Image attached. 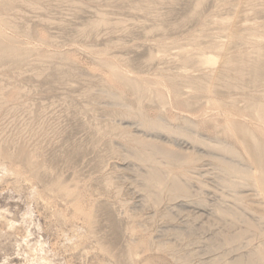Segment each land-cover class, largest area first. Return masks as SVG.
<instances>
[{
	"label": "rangeland",
	"instance_id": "rangeland-1",
	"mask_svg": "<svg viewBox=\"0 0 264 264\" xmlns=\"http://www.w3.org/2000/svg\"><path fill=\"white\" fill-rule=\"evenodd\" d=\"M199 2L15 0L13 7L2 13L11 25L2 30L8 34L16 30L18 42H23L20 45L30 43L28 46L32 44L38 50L27 60L0 63V85L6 90H20L9 106L0 108V146L11 154L18 153L20 146L29 151L37 148L42 157L36 178L19 161L14 167L0 162V264H132L128 247L140 239L141 231L155 244L177 246L182 255L188 250L201 252L202 263L217 258L203 253L214 232L227 230L215 217V208L221 205L238 210L230 191L219 183V173L203 162L193 174L198 183L195 181L191 189L202 194L206 208L197 204L177 208L164 205L155 210L147 204L141 192L142 169L137 162L124 158L131 150L119 130L133 131L134 126L122 124L117 107L101 96L108 88L104 81L108 71L98 64L105 58L135 77L173 76L194 107L182 112L147 97L142 102L148 115L166 121H172L169 114L197 118L203 109L209 110L207 105L214 99L229 105L230 110L245 108L246 98L255 104L264 103V46L262 57L252 54L242 78L234 81L236 88H228L215 77L205 79L211 87L209 93L193 90L211 75L212 68L202 65L200 59L219 58L206 47L213 39L228 44L232 51L252 48L231 42L224 32L221 34L218 21L230 19L241 34H248L255 26L260 30L258 38L261 33L264 36V0H205L198 6ZM103 18L106 25L93 26ZM41 34L49 41L45 45L39 40ZM185 52L193 56L183 63L181 55ZM48 55L52 59H47ZM65 55H70L74 63L64 61ZM39 58L42 64L36 61ZM125 100L138 107L131 89L126 90ZM191 130L216 141L210 130ZM151 135L173 142L175 147L184 142L165 134ZM200 151L209 153L204 148ZM11 169L23 171L24 178L19 180ZM56 181L83 192L95 218L93 234L72 203L45 194ZM249 203L257 209L260 199L252 196ZM165 213L173 217L172 222L162 218ZM131 227L138 233L134 235ZM242 227L237 224L231 233ZM254 240L248 235L234 247L238 253L246 252L250 242L258 243ZM101 247L109 248L111 254ZM132 262L177 264L155 248L141 249Z\"/></svg>",
	"mask_w": 264,
	"mask_h": 264
},
{
	"label": "bare ground",
	"instance_id": "bare-ground-1",
	"mask_svg": "<svg viewBox=\"0 0 264 264\" xmlns=\"http://www.w3.org/2000/svg\"><path fill=\"white\" fill-rule=\"evenodd\" d=\"M204 1L200 0L198 6ZM14 3L15 0H0V63L20 58L27 60L37 53V48H34L32 44V47L28 46L30 43L25 46L20 45V42H23L21 39L18 42L20 37L16 30H13V34L2 30L3 26H11L2 13L11 9ZM106 24L107 21L103 18L93 26L98 28ZM217 24L221 29V34L224 32L231 42L233 40V43L235 41L247 44L246 49L252 48L250 51L245 48L246 51L239 49L232 51V49L228 50V44H221L218 40L213 39L210 44L208 43L207 49L215 51L219 58L204 56L200 59L202 65L212 70L211 75L203 78L205 84L194 85L193 90L197 93L207 94L211 91V87L205 81L206 78L210 81L216 77L225 82L228 88H236L234 81L242 78L252 54L255 53L258 57L263 56L264 40H261L262 33L261 38H258L257 31H260L258 27H252L249 33L247 32L248 34H241L234 29L230 19L219 20ZM201 33L203 34L204 30ZM39 40L43 45L49 42L43 34L39 35ZM161 47L166 46L161 45ZM65 56L64 61L74 63L70 55ZM181 56L182 62L186 63L190 61L193 54L185 52ZM47 59H52V56L48 55ZM97 59L99 60V57ZM36 61L43 63L40 58ZM98 64L101 65L100 68L106 67L108 71V76L104 80L108 88L102 92L101 96L117 107L124 120L122 124L134 126L133 131L129 128L119 130L131 150V153L124 158L137 162L142 169L139 177L142 180L141 192L146 198V203L155 210H159L164 205L177 208L197 204L198 208H206V201L202 194H195L191 188L195 181L198 183L193 174L200 166L202 167L201 163L207 162L219 173L217 177L219 183L224 189L230 191L231 199L238 208L236 210L221 205L215 208V217L224 224L228 231L214 232V238L204 245L203 253L209 256L215 255L217 258L206 259L202 263L201 252L188 250L185 255H182L177 246L167 243L155 244L141 231L140 239L128 247L130 262L134 264L132 261L141 249L155 248L170 256L177 264H188L193 260H201L199 264H264V103L255 104L246 98L245 108L230 110L229 105L214 99L207 105L209 110L203 109L204 112L197 118L169 114L171 115L170 120L180 122L174 124L172 121L148 115L142 104L143 99L147 97L156 100L164 107L169 103L174 109L182 112H187L188 109L194 107V104L190 103L188 98L181 93L173 76L168 75L158 79L135 77L119 66L111 64L105 58L100 59ZM127 89H131L136 94L137 108H133L125 100ZM7 90L0 85V108L2 109L9 106L20 92L16 88ZM191 129L196 132L210 130L215 134L216 141L205 139ZM152 133L165 134L168 138H178L184 142L175 147L176 144H172L173 142L163 138H154ZM191 148L193 151H190ZM201 148L209 153H201ZM40 157H42L41 152L37 148L29 151L26 146H20L18 153L11 154L0 146V162H8L11 167H14L19 161L24 164L28 174L34 178L40 171ZM11 171L17 175L19 180L24 178V174L20 173L23 171L19 172L15 169ZM45 194L51 197H61L72 203L75 211L81 213L86 220L88 231L93 234L95 218L91 205L87 204L85 195L78 187L71 189L62 182L56 181L55 184L45 189ZM252 196L260 199V206L257 209L249 203V198ZM162 218L168 222L173 221L169 213H165ZM237 224H242V229L231 233ZM130 230L132 233H138L132 227ZM248 235H252L258 243L253 244L252 241L248 244L246 252L238 253V248L234 246L241 243ZM177 239L180 240L181 237L178 235ZM101 250L106 254H111V250L107 247H101ZM232 253L238 254L230 259L229 256Z\"/></svg>",
	"mask_w": 264,
	"mask_h": 264
}]
</instances>
